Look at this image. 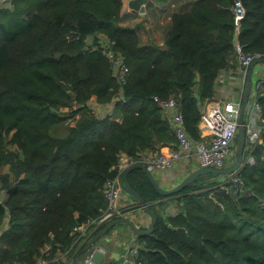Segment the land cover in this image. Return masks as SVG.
<instances>
[{"label": "trees", "instance_id": "trees-1", "mask_svg": "<svg viewBox=\"0 0 264 264\" xmlns=\"http://www.w3.org/2000/svg\"><path fill=\"white\" fill-rule=\"evenodd\" d=\"M234 1L172 10L163 46L143 42L122 0H12L0 9V264L72 257L76 229L107 208L104 184L120 155L139 161L176 144L154 97L173 98L186 133L200 139L202 103L216 97L236 44L264 57V0H240L237 33ZM107 49L127 67L122 80ZM92 98L102 109L113 103L114 116L99 117ZM255 100L264 123V90ZM64 108L73 124L58 135ZM245 152L252 161L237 171L239 183L229 179L225 190L200 183L213 176L198 178L176 193L181 210L167 217L143 171H131L129 184L156 215L152 233L136 235L133 264H264V131Z\"/></svg>", "mask_w": 264, "mask_h": 264}, {"label": "built area", "instance_id": "built-area-1", "mask_svg": "<svg viewBox=\"0 0 264 264\" xmlns=\"http://www.w3.org/2000/svg\"><path fill=\"white\" fill-rule=\"evenodd\" d=\"M8 1L11 7L12 0ZM2 8L8 7L0 6V9ZM126 9L127 11H132L128 6ZM232 12L234 14L235 21V33H237L240 29V21L245 15V9L240 0L234 1ZM105 52L109 61L113 64L116 76L120 80H122L127 70L123 59L109 49L105 50ZM236 57L239 64L244 70V75L246 76V71L250 63L254 59L261 57V55L244 53L241 49V46L236 44ZM257 65L258 67L256 68ZM257 65L254 67L253 76L254 73H256L258 79L257 83H254L253 81V89L250 96V110L246 119L247 142L245 151L251 150L253 144L259 140V135L252 132L253 113H251V109H254L255 112H259V115L261 114L260 107L256 103L255 97L259 93V91L264 90V64L260 63ZM252 95L253 101L251 99ZM154 101L161 108L164 118L168 121L169 125L174 130L177 140L176 144L172 147L161 148L159 152L148 155L146 157L142 156L141 160L139 161H136L124 154L126 160L118 164L117 176L112 179L106 180L104 184L105 196L108 200L106 210L103 212L98 222H96V220H93L84 225L83 233L80 236H85V232L92 225H97L96 227L98 228L102 223H108L109 220L125 217L126 213L127 216H131L133 214L131 213L133 206H130L129 203L124 202L123 204L127 206L124 208L119 207L118 205V201L123 193L120 187V178L124 170L131 165L142 163L145 164L152 172H164L172 169L176 164L179 163V161L186 159H194L197 163L196 167L223 168L232 163L233 155L235 153V136L238 127L240 98L238 100L223 102L217 107L213 106L204 109V111L201 112V116L197 125L200 134V139L198 140H192L186 133L182 115L178 110L179 104L173 98L160 99L158 97H154ZM248 155L249 157L247 158V163L252 161L251 154L249 153ZM122 157L123 156L121 155V157L119 158ZM236 173L230 176H232V180L235 183H239L238 177L235 176ZM126 210H128V212H125ZM6 221L7 220L4 221L3 225L0 228V236L2 234V231L7 227ZM97 228H95V230ZM78 229L79 228H77L76 230ZM95 230L91 231L84 242L76 248L74 254H76V252L89 240ZM75 242L76 241H74L72 246L75 244ZM129 247L130 246L127 245L125 246V252L122 262L123 264L134 263L133 260L134 255L136 254V250L134 246L130 248ZM97 252L102 254L103 256L102 264H107L109 252L104 246L98 243L92 245L81 256L78 264H93L94 262L92 258ZM37 264H50V261L46 259H40Z\"/></svg>", "mask_w": 264, "mask_h": 264}, {"label": "crops", "instance_id": "crops-1", "mask_svg": "<svg viewBox=\"0 0 264 264\" xmlns=\"http://www.w3.org/2000/svg\"><path fill=\"white\" fill-rule=\"evenodd\" d=\"M177 1V2H176ZM196 0H167L166 2H159L153 4L149 9L147 7V4L145 5V13L139 14L134 11H127V0H122L123 6H122V13H135L137 16V19L132 22V24H135L136 22L141 21V26L138 28V32L142 37L143 42L146 43H157L159 45L163 46V39L165 35V31L167 28V24L169 22V13L174 10V9H179L183 8L184 6H189L193 4V2ZM258 65L256 66V68ZM244 70L239 64L237 57H234V60L229 63V66L224 69V71L220 74L218 84L216 86V97L211 100H204L201 106V111H204L206 108L210 107H217L219 104L231 100H238L241 97L242 90L239 91L238 88H240L241 84L244 83ZM258 76L256 73H254L253 76V81L254 83H257ZM243 88V86H242ZM93 99V98H92ZM252 101H253V95H252ZM253 113L252 115V132L256 133L259 132V138L261 133L264 131V123L262 122L261 117L257 116L256 118V112L254 109H251ZM122 158H120L119 163L123 162L126 160L124 154H122ZM188 165L189 164H185ZM197 166V165H196ZM182 166L180 167V163L176 164L172 169L168 171H157L155 174L157 175L156 179L159 181L161 185L164 186L169 179H166L169 175L170 177V185H175L179 179H181L184 176V173L186 172L185 170L181 169ZM188 168H193V167H188ZM164 175H166L164 177ZM164 197L158 198L156 201L153 202H160L164 201ZM123 201L125 203H129L130 206L133 205L134 200L131 199L129 195L126 197H123ZM122 201V202H123ZM140 210V209H139ZM137 209L132 208V215L131 221L135 224V221L139 220V225H141L144 228H147L149 226V219L142 211H139ZM164 213V212H163ZM137 225V224H135ZM97 225H94V227L91 230H95ZM138 226V225H137ZM139 227V226H138ZM127 225L126 226H121L119 228H113L111 230L110 234L105 235L104 237L100 238L98 241V244L104 246L108 252H109V257H108V262L107 264H123V256L125 252V246L127 245V239L128 240H133L135 238L134 233L132 231H127ZM79 232V230H78ZM83 230L81 233L82 234ZM89 232L88 234H90ZM87 234V236H88ZM87 236L82 235L78 238V241L75 242L73 246H80L84 240L87 238ZM81 240V241H80ZM80 242V243H79ZM79 243V245H78ZM72 246V247H73ZM70 251L65 250L64 252H57L56 255L52 260H50V264H71L69 262V257L68 256ZM72 257L74 258L75 254L72 253ZM60 260V261H58ZM66 260V261H64ZM93 264H97L94 262Z\"/></svg>", "mask_w": 264, "mask_h": 264}, {"label": "water", "instance_id": "water-1", "mask_svg": "<svg viewBox=\"0 0 264 264\" xmlns=\"http://www.w3.org/2000/svg\"><path fill=\"white\" fill-rule=\"evenodd\" d=\"M148 0H128L127 6L131 8L132 11L143 14L145 13V5ZM264 64V57H258L254 59L247 68L246 76L243 83V90L239 101V117H238V127L235 136V153L233 155L232 163L223 168H212V167H194L190 172L186 173L179 181L172 187L167 188L159 183L155 178L153 172L142 163H136L129 166L124 170L120 178V187L124 193L131 196L133 200L138 205L139 209L148 217L149 226L146 229H142L135 225L128 218H115L106 223L100 230L95 232L89 240L76 252L71 264H78L81 256L94 244L98 243L101 237L107 234L115 225L119 223L127 224L132 232L136 235H149L154 230V225L156 223V215L150 209L148 203L143 199V197L129 184L128 175L131 171L135 169H140L146 175L150 184L157 192L158 195L171 196L181 190L186 186L192 184L198 178H203L204 176H223L227 177L235 174L245 163H247V158L249 155L245 156L246 142H247V129H246V119L250 110V96L253 89V71L257 64ZM103 256L100 253H95L92 260L97 264H102Z\"/></svg>", "mask_w": 264, "mask_h": 264}, {"label": "rangeland", "instance_id": "rangeland-1", "mask_svg": "<svg viewBox=\"0 0 264 264\" xmlns=\"http://www.w3.org/2000/svg\"><path fill=\"white\" fill-rule=\"evenodd\" d=\"M0 6L1 7H10V3H9V1L8 0H0ZM242 86H243V83L241 84V86H240V88H238V90L239 91H241L243 88H242ZM88 105H89V107L90 108H92L95 112H96V114L99 116V117H103L104 116V114H105V111H106V113H109V114H111L112 112H113V109H112V107H113V103L110 105H105L104 107H103V109L99 106V105H97V103L95 102V100L94 99H91L89 102H88ZM61 112L63 113V115H64V117H65V120L61 123V124H59L57 127H56V130H55V132L58 134V135H63V134H65L66 132H67V129H68V126H69V124H73V121L70 119V118H67V113H68V109H66V108H64V109H62L61 110ZM114 114H115V111L113 112V116H114ZM112 115V114H111ZM257 116L259 117V112H257L256 111V118H257ZM259 134V132H257V135ZM11 136H12V134H9V136H8V138H7V150H12V149H14V146L13 145H10V143H9V141H10V138H11ZM151 154H153V153H151V152H147V153H143L141 156H143V157H146V156H148V155H151ZM122 155V154H121ZM121 155H120V157H121ZM246 155H248V153L246 154V152H245V156ZM119 160H120V158H119ZM119 160H118V162H119ZM179 163H180V167L182 166V170H185L186 172L184 173V175L186 174V173H188V172H190L194 167H196V165H197V163H196V161L194 160V159H186V160H181V161H179ZM187 163H189V166L188 165H185V164H187ZM188 167H193V168H188ZM0 172H7V166L6 167H4L3 169H1V171ZM155 172L157 173V171H153V174H154V176H155V178L157 177V175L155 174ZM122 176V175H121ZM166 175H164V177H165ZM223 177V176H222ZM166 179H169V181L166 183V184H164V186L165 187H167V188H170V187H172L173 185H170V177H169V175L167 176V177H165ZM221 178V176H216L215 178H211V179H205V180H201V182L200 183H202V182H204V184H212V183H214L215 181L218 183V185H216V186H219V188H223V189H230V187L228 186V185H230V184H228L227 182L229 181V179H232V176H227V177H223L224 178V180H221L220 179ZM228 184V185H227ZM216 186H213L214 188L216 187ZM228 187V188H227ZM127 196V194L126 193H122V199H121V197H120V199H119V201H118V205H119V207H127L126 205H124L123 203H124V201H123V197H126ZM177 195L176 194H174V195H171V196H164V201H160V202H162V204L161 205H158L156 202L154 203V204H157L156 205V210L159 212V213H161V212H164V216L165 217H167V216H169V215H174L176 212H178L179 210H181V207H182V204L179 202V200L177 199ZM213 200H215V198L213 199ZM123 201V202H122ZM136 204V203H135ZM220 205V207H222L223 208V205L220 203L219 204ZM133 206V205H132ZM134 209V208H133ZM137 210H139V209H137ZM139 211H141V210H139ZM125 212H128V210H126ZM133 212V211H132ZM131 212V213H132ZM145 215V214H144ZM123 218V217H122ZM124 218H128V219H130L131 220V217L128 215L127 216V213H126V215H125V217ZM109 221H111V220H109ZM135 224H137L140 228H144V227H142L141 225H139V220H137V221H135ZM127 224H125V223H119V224H117V225H115L113 228H119V227H121V226H126ZM90 227H92V226H90ZM88 228V230L85 232L86 234V236H87V234L89 233V232H91V231H93V230H91L92 228ZM83 228H84V226L83 227H81V228H79L78 230H79V232H78V230H76V234H75V241H78V238H79V236L81 235V234H79V233H81L82 232V230H83ZM112 228V229H113ZM127 228H128V230L127 231H132L131 229H130V227L127 225ZM111 229V230H112ZM111 230L110 231H108L107 232V234H110L111 233ZM132 233H134V232H132ZM107 234H105V235H107ZM89 235V234H88ZM104 235V236H105ZM103 236V237H104ZM134 236H135V238H136V234L134 233ZM102 238V237H101ZM135 238L133 239V240H128L127 239V246H130V247H133L134 246V248H136L135 247ZM81 241V240H80ZM80 243V242H79ZM79 243H78V245H79ZM129 243V244H128ZM73 247H76L77 248V246L75 245V246H73ZM129 247V248H130ZM136 250V249H135ZM43 258V257H42ZM72 259H73V257H70L69 258V262H71L72 261ZM58 261H60V260H58ZM64 261H66V260H64ZM70 264V263H69Z\"/></svg>", "mask_w": 264, "mask_h": 264}]
</instances>
